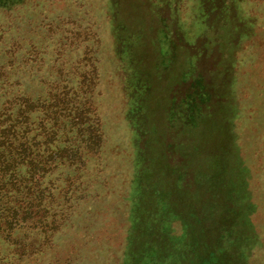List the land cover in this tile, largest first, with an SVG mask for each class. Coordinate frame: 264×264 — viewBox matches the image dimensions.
Wrapping results in <instances>:
<instances>
[{
	"label": "rangeland",
	"instance_id": "rangeland-1",
	"mask_svg": "<svg viewBox=\"0 0 264 264\" xmlns=\"http://www.w3.org/2000/svg\"><path fill=\"white\" fill-rule=\"evenodd\" d=\"M24 117L77 161L40 210L1 179L0 264H264V0H0V138Z\"/></svg>",
	"mask_w": 264,
	"mask_h": 264
},
{
	"label": "trees",
	"instance_id": "trees-1",
	"mask_svg": "<svg viewBox=\"0 0 264 264\" xmlns=\"http://www.w3.org/2000/svg\"><path fill=\"white\" fill-rule=\"evenodd\" d=\"M61 96L62 97L57 100L55 105L59 106V108L66 105V110H71L74 105V98L72 95L68 93L67 96H63L61 92ZM50 106V103L44 106L45 112L47 110L51 111L48 117L53 115ZM36 108L37 106L33 105V112ZM23 124L25 129L23 130L24 132L22 135H15L17 130H12L11 127L5 130L6 134L0 138V191L4 192V190L7 189V184L1 180L4 178V175L6 177L8 171H10L13 166L24 164L29 170V177L21 180V188L24 189L26 197L33 198V205H35L33 210H40L43 209V206L47 205L43 202L44 198L50 199L51 197L49 190L42 187V180L45 179L47 175L51 174L53 168H58L59 161L65 163L71 162L72 164L77 160H74L76 156L71 155L70 158V154H67L64 151L60 152L58 150H53L54 153L51 154L47 151V155L44 149L46 146H44V144L48 143V139L43 137V145H39L41 142H37V140H39L40 136L39 134L34 133L33 128H31L35 124L34 120L32 121L31 118L24 117ZM44 129H46V126ZM35 149L42 151H38V155L33 154V152L29 153L30 150L35 151ZM12 152L18 157L15 161L11 158ZM35 156H39L41 159L36 160L34 158ZM25 159L28 160V162Z\"/></svg>",
	"mask_w": 264,
	"mask_h": 264
}]
</instances>
